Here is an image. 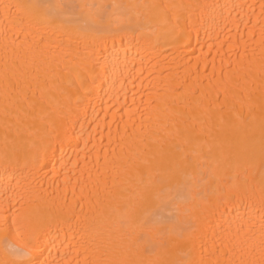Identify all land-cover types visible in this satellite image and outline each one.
Here are the masks:
<instances>
[{
    "label": "bare ground",
    "instance_id": "1",
    "mask_svg": "<svg viewBox=\"0 0 264 264\" xmlns=\"http://www.w3.org/2000/svg\"><path fill=\"white\" fill-rule=\"evenodd\" d=\"M0 264H264V0H0Z\"/></svg>",
    "mask_w": 264,
    "mask_h": 264
}]
</instances>
